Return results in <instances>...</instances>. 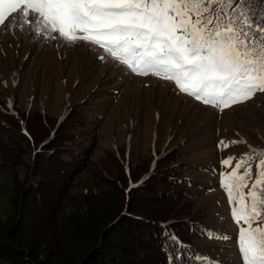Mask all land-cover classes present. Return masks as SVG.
Listing matches in <instances>:
<instances>
[{
  "label": "rangeland",
  "instance_id": "1",
  "mask_svg": "<svg viewBox=\"0 0 264 264\" xmlns=\"http://www.w3.org/2000/svg\"><path fill=\"white\" fill-rule=\"evenodd\" d=\"M26 27L22 38L18 29L0 34V220L12 216L14 185L19 182L15 176L23 175L31 161L27 121L73 114L83 124L78 140L88 147L90 166L72 189L96 186L92 183L101 175L99 168L115 161L127 164L137 177L161 161L177 167L188 180V212L204 223V231L192 235L204 251L202 257L210 264H242L240 225L231 216L220 173L229 174L242 154L264 146V93L218 110L180 93L172 82L122 78L111 58L98 59V48L81 44L57 50L51 41L36 43L32 30L38 25ZM227 157L234 159L222 167ZM205 230L231 239L209 238Z\"/></svg>",
  "mask_w": 264,
  "mask_h": 264
},
{
  "label": "snow or ice",
  "instance_id": "2",
  "mask_svg": "<svg viewBox=\"0 0 264 264\" xmlns=\"http://www.w3.org/2000/svg\"><path fill=\"white\" fill-rule=\"evenodd\" d=\"M33 23L36 43L51 41L57 50L98 48V59L111 58L122 78L172 82L180 93L218 110L264 93V0H0V34L18 29L22 38ZM233 159H222L221 166ZM220 175L240 225L242 264H264V149H250ZM163 234L176 246L169 264H180L182 242L175 233ZM205 235L231 239L211 230Z\"/></svg>",
  "mask_w": 264,
  "mask_h": 264
},
{
  "label": "trees",
  "instance_id": "3",
  "mask_svg": "<svg viewBox=\"0 0 264 264\" xmlns=\"http://www.w3.org/2000/svg\"><path fill=\"white\" fill-rule=\"evenodd\" d=\"M39 118L25 125L31 161L15 176L12 216L0 220V264H166L176 246L164 231L182 242L180 264H210L195 259L204 251L192 235L204 223L188 212L191 193L180 169L161 161L137 177L115 161L99 168L96 186L72 189L90 166L78 140L81 119Z\"/></svg>",
  "mask_w": 264,
  "mask_h": 264
}]
</instances>
